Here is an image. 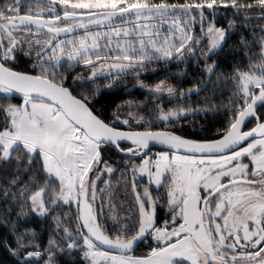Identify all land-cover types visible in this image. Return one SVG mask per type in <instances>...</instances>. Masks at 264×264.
Returning a JSON list of instances; mask_svg holds the SVG:
<instances>
[{
    "label": "snow or ice",
    "instance_id": "6c2138e0",
    "mask_svg": "<svg viewBox=\"0 0 264 264\" xmlns=\"http://www.w3.org/2000/svg\"><path fill=\"white\" fill-rule=\"evenodd\" d=\"M23 3L0 0L8 264H264V0ZM129 77L144 99L116 103Z\"/></svg>",
    "mask_w": 264,
    "mask_h": 264
},
{
    "label": "trees",
    "instance_id": "16d2710c",
    "mask_svg": "<svg viewBox=\"0 0 264 264\" xmlns=\"http://www.w3.org/2000/svg\"><path fill=\"white\" fill-rule=\"evenodd\" d=\"M30 2H31V0H24V3L22 5V7L24 9H27L29 7ZM21 14H23V12ZM241 31H243V30H241ZM239 37H240V32H237L236 34H234L232 36V38L229 41V44L230 45H235L236 42L239 40ZM231 59H232V57L229 56V60H231ZM151 67H155V65L150 66V68ZM173 71H175V69H173ZM146 75L149 77L150 80H155L156 76L160 75V73L153 74L151 71H149ZM129 78L132 79L131 77H129ZM191 78H192V74L190 73L189 77H187L184 80L182 86L185 87V88L190 87V85L188 83V80H190ZM178 82L179 81H173V83H178ZM130 91L132 93L131 96L124 95L123 94L124 93L123 90L117 91L118 94L113 96V97H111V99H113L116 103H119L122 100H128V99H133V98L138 99V100L144 99V94L142 93V91L138 87H131ZM203 99H204V94H201V96L199 98H197L196 96L192 97V100L194 102H201V101H203ZM193 126H195L199 130L201 126H203L205 128H212V127L218 126V125H216V122H215V120L213 118V115L211 113H209V115H207V116L200 115V116H197L195 118H190V123L188 125L189 134H192L191 133V128ZM198 134L199 135H205L204 132H199V131H198ZM114 201H115V203H117V205H115V209H117V212H116V214L115 213L114 214L110 213V215H117V216H120L121 218H126L127 216L135 214L134 210H133V204H132L133 201L132 200L130 201V204H129L130 206L126 203L125 199H123L121 201L115 199ZM119 201H120V203H118ZM124 211H129V212L124 213ZM0 261H4V264H8L6 254L2 250H0Z\"/></svg>",
    "mask_w": 264,
    "mask_h": 264
},
{
    "label": "flooded vegetation",
    "instance_id": "af4514ba",
    "mask_svg": "<svg viewBox=\"0 0 264 264\" xmlns=\"http://www.w3.org/2000/svg\"><path fill=\"white\" fill-rule=\"evenodd\" d=\"M123 83L126 84L128 90H130L131 87L135 86L136 82L135 81L132 82V81L127 79V80L123 81ZM120 90H123V92H124V89L122 87H118L116 91H120ZM158 150H160V149H153V151H158ZM118 178H119V173H117L116 177L113 178V182H112V187H113V190H114V194L112 196V202H113L114 208H112V209H109L107 207L105 208V211L109 212L111 214H114V213L116 214V212H117V209H115V205H117V203H115V201H114L115 199L120 200V201L125 199L126 203L128 205L130 204V201L132 200L130 192H125L124 191L123 184L122 183L121 184H117L116 183V180ZM120 201L118 203H120ZM133 210H134V213H135V208L134 207H133ZM126 212H129V211H124V213H126ZM143 250H144L143 248L139 249V251H143Z\"/></svg>",
    "mask_w": 264,
    "mask_h": 264
},
{
    "label": "rangeland",
    "instance_id": "374dc122",
    "mask_svg": "<svg viewBox=\"0 0 264 264\" xmlns=\"http://www.w3.org/2000/svg\"><path fill=\"white\" fill-rule=\"evenodd\" d=\"M33 5V7H34V3H32ZM80 69H77V71H79ZM128 80H130V81H132V82H134L135 80L134 79H130V78H128ZM136 84V83H135Z\"/></svg>",
    "mask_w": 264,
    "mask_h": 264
},
{
    "label": "water",
    "instance_id": "95a60500",
    "mask_svg": "<svg viewBox=\"0 0 264 264\" xmlns=\"http://www.w3.org/2000/svg\"><path fill=\"white\" fill-rule=\"evenodd\" d=\"M154 149H160V147L159 146H157L156 148H154Z\"/></svg>",
    "mask_w": 264,
    "mask_h": 264
}]
</instances>
